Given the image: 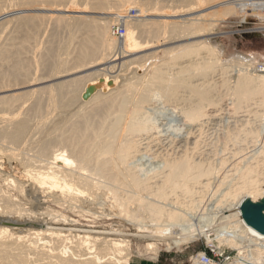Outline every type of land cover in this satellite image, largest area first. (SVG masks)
Masks as SVG:
<instances>
[{
	"label": "bare ground",
	"instance_id": "6f19581e",
	"mask_svg": "<svg viewBox=\"0 0 264 264\" xmlns=\"http://www.w3.org/2000/svg\"><path fill=\"white\" fill-rule=\"evenodd\" d=\"M40 4L60 9L17 15L18 8L40 10ZM132 4L141 11L125 18ZM95 12L117 17L87 15ZM233 13L264 18V0H0V151L20 157L18 148L27 145L21 158L31 168L27 181L0 170V264H131L130 236L150 241L145 251L155 254L159 243L181 246L205 237L264 264L257 246L264 234L241 208L245 199H264V144L233 162L231 173L222 172L228 141L241 131L247 138L261 134L246 116L264 107V73H257L264 64L255 70L240 57L231 79L221 46L210 42ZM118 18L125 27L116 26L113 36ZM159 57L167 58L154 64ZM141 64L147 66L140 74ZM225 97L232 99L235 127L208 141ZM158 100L174 104L183 125L162 133L149 112ZM221 138L225 146L218 150L213 144ZM209 145L215 148L208 151ZM210 191L213 202H206ZM115 217L140 232L97 229ZM31 218L44 227L21 233Z\"/></svg>",
	"mask_w": 264,
	"mask_h": 264
},
{
	"label": "rangeland",
	"instance_id": "374dc122",
	"mask_svg": "<svg viewBox=\"0 0 264 264\" xmlns=\"http://www.w3.org/2000/svg\"><path fill=\"white\" fill-rule=\"evenodd\" d=\"M227 5H230V4L227 3L225 6H227ZM40 8H43V9L38 10V8L36 6L35 7L34 6H27V7L18 8L17 11L19 10V12L20 11H23V12L17 13V15L18 14L19 15H30V14L40 13V14H38L39 16H42V15L48 16L51 14H58L56 10L60 9V7H57L54 5L49 6L47 4L46 5L40 4ZM141 8H142L141 5H138V4L133 5L132 4L130 6V9L128 10L125 18H127V17H135V18L138 17V15L141 11ZM215 8H216V6L205 8V9H203V11H201V13L202 12L203 13L204 12L205 13L212 12L213 10H215ZM170 9L172 10L173 8H170ZM143 11L146 12V9L144 8ZM135 13L137 14V16ZM87 15L88 16L89 15L97 16L99 18H101V17H114V18H116L117 17L116 14L109 13V12L108 13H106V12H101V13L95 12V13H90ZM210 16H212V15H209L208 18H210ZM116 26L125 27L124 21L118 18L117 22L111 26V33L113 36H115L113 33V30ZM254 31H256V32H254ZM116 38L119 40L123 39V37H117V36H116ZM31 39H30V44H31V47H33L35 42H34L33 38H31ZM195 39H197V38H192V39H189L188 41H192ZM210 42L213 44H215V43L219 44L221 46L222 52L220 53L219 56L222 59V62L224 64H226L227 67L228 66L230 67V68L228 67L230 69V71L232 72V74H231V72H229L230 78L235 76V74L237 73L236 71L240 67V60L239 59H241L243 57L245 59H243L241 62H246L247 60H251L253 62V64H251L252 62H249L251 65L246 64L245 66H250L253 68V66L255 65V70H256L258 68L257 65L264 64V18L261 17L259 14L257 15L256 13H250V14L241 13L238 15H236V13L228 14V16H226V19L223 22H221L220 25L215 29V35H213V38H211ZM163 47L164 46H160L159 48L162 49ZM159 48L157 47V49H159ZM166 58L167 57H165V58L159 57V59L155 60L154 64H157L158 62L162 63L163 60H166ZM158 60H161V61H158ZM145 64H147V62ZM145 64L144 65L141 64L142 67L138 68V71H139L138 73L141 74L144 71L143 70L144 66H147ZM93 70H95V68H91V69H88L86 71H81V70H79V71L77 70L74 72L71 71V73L69 72L70 75L67 78H70V77L75 76V75H83V73L85 74V73H88L87 71H93ZM257 73H264V72L257 71ZM48 83H49V81H48ZM258 99L260 100L261 98H258ZM160 101L161 100H158L156 102L154 101L153 105H151L152 107L150 106L151 108L149 109V112H150L152 120L154 119L155 121L154 120L153 121L158 123L157 124L158 126L161 125L160 129L163 130L162 133L169 132V130L172 129L174 126L180 127L181 125H183L182 124L183 123L182 122L183 121L182 116H180V113H179L178 109L175 107V105L172 103L167 105L168 103L165 104L166 102L164 103L163 101H161V102ZM220 106H222L221 107L222 108L221 114L216 119L212 120L211 124L209 126L210 129H208V133H207L209 137L206 136L209 138V139L207 138L208 141L211 139H212V141L213 140L216 141L217 138H214L215 137L214 134L216 135V137H222L224 135V133H222L223 129L226 130L228 127L232 128V126H234L232 124L236 123L233 120L236 121V119H238L236 117H233V115H232L233 109H231V108L233 107V104H232L231 97H225ZM259 106L257 107V110H258L257 115H253V116L248 115V116H246V118H251L252 122L254 121L253 122L254 125L252 124V126L254 128L256 127L257 130L260 129V128H258V126L261 127L260 133L262 135L260 134L261 135L260 136L258 134V136H257L258 138H256V139L253 138L252 136L251 137L249 136L247 138L248 135H246L243 131H241L240 134L238 135L239 137H238L237 141L231 140V141L227 142V144H226L227 148L225 149V151H223V153L221 155V156L228 159L227 165H225L223 167V170H222V172H224L225 174L231 173L232 168H234L233 165L236 164L237 161L240 163L243 161H246L247 160L246 157L249 158L250 156L253 155V153L255 151L258 152L259 148L264 144L262 142V138H264V124H263L264 123V107H263V105H261L260 107H262V108H259ZM154 108H155V110H154ZM7 112H5V113H7ZM241 114H242L241 112L236 113V115H238V116ZM23 116L24 115H22V117ZM35 117H31L32 124H35V126H39L41 124V123H39L40 119L36 120L37 117L36 118ZM32 118H35V119L32 120ZM240 118L244 119L245 117H240ZM36 121H38V122H36ZM35 122L39 123V125L38 124L36 125ZM243 122L244 121L237 123L238 128L239 127L242 128V126H240V123H243ZM168 127H170V128H168ZM238 128H237V130H238ZM215 129L217 131L216 132L217 134L215 132H213ZM237 130L235 129L234 131H237ZM211 132H213V133H211ZM219 132H221V133H219ZM39 136L40 135L37 134L35 138H37ZM210 136H212V137L210 138ZM249 139L251 141H248ZM36 141H39V139L37 138L35 140V142ZM215 141H213V142H215ZM223 144H224V142L221 138V140H219V142H218V145L217 144L216 145L213 144V145L215 147H218V150L220 148L223 150L224 146H225V144L224 145ZM8 145H10V144H7V146ZM26 147H27V145L24 147L18 148V151L22 150L20 152V157L18 156L19 152H17L18 154L15 157H11V158L9 155H7V153H3V152H7V151H2L3 148H1V151H0V170L2 172L4 171L3 173H7V174L11 175L12 177H14V176L19 177L21 180L27 181L26 177H28V176H27L26 171L30 167H27L28 165H25V163L23 161V158H24L23 153L27 152L29 150L28 147L27 148ZM215 147H212V145H209L208 151L214 149ZM6 149H3V150H6ZM26 149H28V150H26ZM242 150H244V151H242ZM29 153H32V152L29 151ZM232 154H235V155L231 156ZM17 157H19V158H17ZM21 157H23V158H21ZM142 162L146 165H149V163H151V158L149 156H145L142 159ZM233 162H234V164H232ZM25 166L27 168H24ZM230 183H231L230 181L227 182V184L224 185L223 188H225ZM2 184H4L3 181H2ZM217 184H219V183L214 182V183H212V185H210V187H211V189H213V191L216 190ZM12 192H14V194L16 195L15 191H12ZM211 193H212V191H210L209 194L207 195L206 202H213V195L214 194H211ZM23 197L26 198L25 196H22V197L20 196V198H23ZM219 197L222 201L225 200L222 196L219 195ZM221 200H219V201H221ZM29 205H31V204L29 203ZM25 206H27V204H25ZM41 211H43V209H41ZM72 216H74V215H72ZM4 218L5 217L0 216L1 222H2V219H4ZM75 218H78V217L76 216ZM80 219H82V221L86 222V220H84L86 218H80ZM44 223H45V221H43L42 219L36 220V219L31 218V219H29L28 222L23 224L24 228L22 230H20V232L22 233L27 228H30V229L32 228L34 230L39 229V228L41 229L44 227L43 226ZM112 227H114V228L121 227L124 231H126L128 233H139L140 232L138 227L134 226L131 222H128L121 217H115L111 220L106 219L104 222L99 224V227H97V229L111 230ZM130 238H131V246H132L131 264H191L192 255L197 253V252H201L202 250H204L205 245H206V238L205 237H201L199 240H195V241H188V242L182 244L181 246H175L174 244L168 245L166 243H159L160 244V245L158 244L159 251L157 254H155L153 252L145 251V246L150 241H147L146 239L140 240V238L137 236H130Z\"/></svg>",
	"mask_w": 264,
	"mask_h": 264
},
{
	"label": "built area",
	"instance_id": "2783aa9c",
	"mask_svg": "<svg viewBox=\"0 0 264 264\" xmlns=\"http://www.w3.org/2000/svg\"><path fill=\"white\" fill-rule=\"evenodd\" d=\"M115 33L122 36L124 28L117 27ZM214 243H209L208 240H206V245L204 250L201 251L202 255L200 259H196V257L199 258V252L193 254L191 257V264H231L232 262L237 263L238 261L241 264H253V259H240L239 250L229 246L217 247ZM257 243V246L263 248L264 255V237L259 239ZM257 246H254L253 253Z\"/></svg>",
	"mask_w": 264,
	"mask_h": 264
},
{
	"label": "water",
	"instance_id": "95a60500",
	"mask_svg": "<svg viewBox=\"0 0 264 264\" xmlns=\"http://www.w3.org/2000/svg\"><path fill=\"white\" fill-rule=\"evenodd\" d=\"M241 206L246 222L264 234V199L260 202L245 199Z\"/></svg>",
	"mask_w": 264,
	"mask_h": 264
},
{
	"label": "crops",
	"instance_id": "0c3cea01",
	"mask_svg": "<svg viewBox=\"0 0 264 264\" xmlns=\"http://www.w3.org/2000/svg\"><path fill=\"white\" fill-rule=\"evenodd\" d=\"M132 260V259H131Z\"/></svg>",
	"mask_w": 264,
	"mask_h": 264
}]
</instances>
